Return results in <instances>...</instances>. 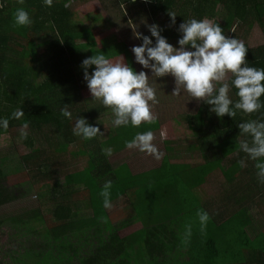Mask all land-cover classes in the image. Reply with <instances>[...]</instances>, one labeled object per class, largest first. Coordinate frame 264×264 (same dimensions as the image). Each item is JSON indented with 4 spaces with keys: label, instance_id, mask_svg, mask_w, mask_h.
I'll list each match as a JSON object with an SVG mask.
<instances>
[{
    "label": "trees",
    "instance_id": "16d2710c",
    "mask_svg": "<svg viewBox=\"0 0 264 264\" xmlns=\"http://www.w3.org/2000/svg\"><path fill=\"white\" fill-rule=\"evenodd\" d=\"M139 1L142 8L137 11ZM78 2L53 0L46 7L43 0H0V118H9L8 128L0 130V143L13 129L27 133L21 142L26 149L23 155L0 157V208L20 201L25 192L22 182L8 183L10 176L28 175L35 185L51 182L33 209L0 217V228L6 227L8 240L7 247H0V264H264V184L256 175V164L264 161L250 160L240 151L241 141L250 142V138L240 135L236 127L249 119L264 120V108L250 115L238 113L233 119L217 118L209 106L199 102L193 112L183 113L192 140L179 150L182 164L163 161L157 173L160 180L166 172L167 185L144 193L143 197H149L147 205L126 220V225L140 223L141 228L128 236L119 234L123 225L111 222L100 193L105 182L112 181L113 203L129 191L134 193L137 185L133 179L126 183L111 157L130 152L125 141L138 132L152 131L155 136L162 120L153 115L150 124L116 128L110 109L93 100L81 62L101 52V47L93 41L91 16L75 12ZM117 2L133 6L134 22L148 14L169 43L179 38L178 26L184 20L207 18L219 24L225 35L244 43L249 66L264 68V40L257 47L246 42L255 27L264 38V0ZM19 8L29 13L30 25H14ZM168 12L176 15L174 25ZM124 62L135 71L147 70L134 62L130 50L124 54ZM88 71L91 74L92 68ZM154 78H149V84ZM229 95L235 100V89ZM65 105L71 120L61 115ZM19 109L24 115L10 118ZM77 117L99 127L103 135L91 140L74 136ZM24 123L26 129H22ZM78 144L87 164L72 171L65 159L66 149ZM106 147L112 148L111 156L104 155ZM213 172L222 174L223 184L211 186L206 200L200 201L194 189ZM197 210L209 216L203 230ZM255 225L260 230L250 241ZM189 228L190 236L186 234ZM218 237L231 242L223 253L216 246Z\"/></svg>",
    "mask_w": 264,
    "mask_h": 264
},
{
    "label": "clouds",
    "instance_id": "9594fccd",
    "mask_svg": "<svg viewBox=\"0 0 264 264\" xmlns=\"http://www.w3.org/2000/svg\"><path fill=\"white\" fill-rule=\"evenodd\" d=\"M53 0H43L46 7H51ZM68 7V3L64 4ZM170 22L175 24V13L168 12ZM31 24L29 13L19 8L14 13V25L28 26ZM150 35L136 33L141 43L134 45L131 52L134 62L147 69L135 71L124 62L122 56L115 62L98 52L81 62L83 79L93 98L105 108L110 109L116 128L131 125L134 128L153 122L152 106L158 103L155 89L150 86L149 78L172 77L174 87L170 95L180 96L187 93L192 100L203 102L209 106V112L217 118L227 116L233 119L238 113L250 115L264 108V68L249 66L246 60L248 49L242 41L224 34L219 24L207 18H195L183 21L178 26L179 38L177 46L170 44L161 34L159 25H147ZM89 68H92L89 74ZM230 79V82H229ZM235 89L233 100L229 93ZM24 113L21 109L14 111L10 118H20ZM61 115L73 119L68 105L61 109ZM9 118H0V130H6ZM28 127L22 124V129ZM239 134L250 138L241 141L239 147L248 159L264 161V120L249 119L236 126ZM73 135L84 140H91L103 135L100 128L88 123L84 117L75 118ZM27 133L21 131L20 138ZM152 131L138 132L133 139L125 141V148L160 159L163 155L153 143ZM104 155L111 156L112 148L102 149ZM243 166L244 161H240ZM257 179L264 184V162H258ZM112 181H106L100 195L104 208L111 207ZM201 230L207 226L209 216L203 210H197ZM191 235V229H187Z\"/></svg>",
    "mask_w": 264,
    "mask_h": 264
},
{
    "label": "rangeland",
    "instance_id": "374dc122",
    "mask_svg": "<svg viewBox=\"0 0 264 264\" xmlns=\"http://www.w3.org/2000/svg\"><path fill=\"white\" fill-rule=\"evenodd\" d=\"M114 1L115 0H79L75 12L91 16L92 20L89 24L92 25V31L95 35L93 41L97 43L99 48L101 47V53L105 54L107 58L115 62L119 59V55L124 59L126 50L131 51L132 46L141 43L139 39H136L135 35L136 33L142 35L149 33L147 25L152 24V19L148 14H143L138 19L136 18V22H134L132 21V12L135 11L132 9L133 6L129 3H114ZM141 3L142 2L140 1L138 2L137 11L142 8ZM123 15L126 16V20L122 19ZM263 40L264 38L259 27H255L246 37V42L250 47L262 45ZM85 41H90V39L85 38ZM170 44L177 46L176 40L173 39L170 40ZM27 63V60H25V64ZM145 72L147 74L149 73L148 70H145ZM151 85L156 91V98L158 100L156 107L158 117L161 118L163 124H166L163 133H161L158 138L155 137L156 141H160L156 147L158 150L164 148V152H168V143H162L168 141L170 148L175 146L179 147L180 150L185 149L188 143L192 140V137L189 134V131L186 130L182 114L190 111L193 112V109H195L199 103L192 100V98L185 92H182L180 96L170 95L174 87V80L170 76L159 78L158 80L154 78ZM189 105L192 107H189ZM21 131L22 130L20 129H13L7 136L2 137L0 143V157L13 153L17 155H23L25 153L26 149H24V145L21 143L22 139L20 138ZM66 150L68 152L65 159L72 164V171L74 167L80 170L84 167V164H87L86 155L81 154L80 152L82 151L80 144L72 148H67ZM131 155L134 158L141 156L137 151ZM113 158L114 157H111V159ZM120 170L123 172L126 171L122 167ZM28 177L29 176L25 174L10 176L8 183L22 182L25 186V192L20 201L1 207L0 217L6 218L8 215H23V213L28 212L27 210L33 209L40 194L47 186L51 185V182L49 181L42 185H40V183L35 185ZM29 182L35 187H31ZM253 210H256V207ZM6 233V227L0 228L1 248L7 247L8 245Z\"/></svg>",
    "mask_w": 264,
    "mask_h": 264
},
{
    "label": "crops",
    "instance_id": "0c3cea01",
    "mask_svg": "<svg viewBox=\"0 0 264 264\" xmlns=\"http://www.w3.org/2000/svg\"><path fill=\"white\" fill-rule=\"evenodd\" d=\"M152 84V83H151ZM150 84V86H152ZM153 87V86H152ZM156 87V86H155ZM157 103L152 106V113L155 116H158V113L156 111ZM166 124H161L159 127L157 134L154 136V144L157 145L160 143V141H156L155 137L158 138L161 133H163V129ZM162 143H168V152H164V148L162 150H159L163 155L160 157V159H155L153 156L141 153L137 150H130V152H124V154L119 153L116 155L113 160L115 161V166H118V171L121 172V176L125 177L126 183H131L132 179L134 180V184L137 185L135 192L129 191L128 195L125 197H122L115 202L111 203V207L107 208L108 212L110 213V219L113 224L123 225L122 229L119 230V234L121 236H128L132 234L133 232L137 231L141 228L140 223L130 224L126 225V220H130V217L133 213H135L134 210H143L142 205H147L145 199L149 198L146 194L145 197H143L144 193L150 192L157 187H161L164 185H167V181L164 178L165 171L161 173L162 178L159 180L158 171L160 169L161 164H163V161L169 160L170 165H180L181 163V155H179V147L172 146V148L169 147V142L165 141ZM177 145V144H175ZM135 151L139 152L141 156L133 157L131 154ZM124 155H129L128 159H122ZM76 161V160H74ZM129 165L128 168H124L122 165ZM125 169L126 171L123 172L120 170V168ZM186 176V175H185ZM183 176V177H185ZM182 177V178H183ZM188 178V177H187ZM222 183V174L219 172H213L209 175L208 178H204V182L202 185L198 186L196 189H194V195L198 197V199L206 200L207 193L206 191L210 193V188L213 185H221ZM216 191V190H215ZM154 195V194H153ZM153 195L150 197V201L153 203ZM185 197L188 198L189 194L185 193ZM133 205V207H132ZM260 230V227L257 225L254 226V231L251 233L253 235L250 239V241H253V237L258 233ZM221 231V230H220ZM222 232V231H221ZM222 237L217 238L216 246L217 248L221 249V252L227 251V249L230 248L231 242H229L227 239L222 240ZM224 241V242H223ZM225 244V245H224Z\"/></svg>",
    "mask_w": 264,
    "mask_h": 264
}]
</instances>
